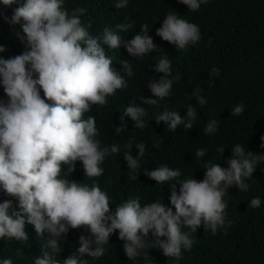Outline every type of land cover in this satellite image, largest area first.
<instances>
[{
	"label": "clouds",
	"instance_id": "clouds-1",
	"mask_svg": "<svg viewBox=\"0 0 264 264\" xmlns=\"http://www.w3.org/2000/svg\"><path fill=\"white\" fill-rule=\"evenodd\" d=\"M178 2L195 12L207 0ZM14 3L17 0H0L4 6ZM127 3L128 0H115L114 5L123 9ZM86 12L85 8H77L70 14L64 8V0H23L8 20L10 24L21 25L25 51L8 59L0 57V86L8 98L7 102L0 100V188L19 202V211L13 208L11 200L0 202V238L28 240L25 232L28 223L34 226L38 236L48 232L52 237L46 240L34 264H87L81 257L103 256L110 235L119 230V238L126 241L123 247L128 259H135L141 251L147 255L148 248H158L165 257L179 261L183 258L182 250H190L194 243L191 233L203 227L215 235L218 228L225 226L228 205L223 197L227 189L236 186L248 190L249 185L244 181L253 178L256 161L264 160V155L246 153L237 144L231 149L227 168L210 164L199 181L193 177L178 179L180 170L166 164L146 170L144 174L157 184L175 181L169 183L168 197L175 211L160 201L142 206L136 198L116 206L113 212L108 194L98 184L89 186L62 178V173L68 175L75 170L77 161L82 163L87 178L99 177L103 175L101 165L106 156L121 151L115 144L101 148L96 139L99 131L95 117L84 118L92 106L106 105L109 96L126 87L125 76L133 75L127 60L121 61L122 68L117 70L102 45L108 49L123 45L131 57H142L157 47L146 24L127 41L118 33L128 31L132 27L129 23L117 24L115 30L105 27L102 37H93L80 19ZM156 35L176 50H187L201 39L199 27L175 11L165 16ZM4 51L0 46V53ZM154 70L163 75L147 86L155 97L163 100L170 96L173 85V79L169 78L171 61L166 56L155 60ZM211 72L219 75L217 68ZM179 78V75L175 77ZM201 91L197 88L191 97L205 106L207 101L200 95ZM142 102L155 105L158 100L142 97ZM243 111L244 105L238 104L232 108L231 115ZM121 112L119 120L125 125V117L131 119L135 128L149 125L142 106L130 105ZM196 116L197 110L188 105L185 119L178 111L168 110L154 118L157 125L163 122L174 131L182 123L191 129ZM216 128L217 121L211 120L204 133H213ZM121 131L123 125L115 128L116 133ZM136 147L137 156L131 151L124 155L131 172L140 168L139 160L146 151L143 142ZM125 148H132V144H126ZM224 150L217 149L221 154ZM205 155L204 149L195 152L198 158ZM62 165L67 166L66 173ZM134 178L138 180L137 175ZM260 205L261 200L256 197L249 206ZM69 228H85L90 238L81 235L80 247L61 262L56 258L61 252L56 238L65 236ZM0 264L13 262L5 258Z\"/></svg>",
	"mask_w": 264,
	"mask_h": 264
},
{
	"label": "trees",
	"instance_id": "trees-1",
	"mask_svg": "<svg viewBox=\"0 0 264 264\" xmlns=\"http://www.w3.org/2000/svg\"><path fill=\"white\" fill-rule=\"evenodd\" d=\"M114 2L64 0V8L70 14L77 8L87 9L80 19L93 37H102L105 27L115 30L117 24L129 23L132 27L128 31L118 33L127 41L146 24L157 47L142 57H131L123 45L119 49L102 45L117 70L122 68L120 62L127 60L132 65L133 75L125 76L126 87L109 96L106 105L92 106L84 118L95 117L99 131L96 139L101 148L115 144L121 151L106 156L101 165L104 172L99 177L87 178L82 163L77 161L75 170L68 175L62 173V178L89 186L98 184L108 194L113 212L116 206L136 198L142 206L160 201L173 207L168 199L169 183L175 181L157 184L144 174L146 170L166 164L180 170L178 179L193 177L199 181L210 164L218 163L227 168L231 149L237 144L243 146L246 153L264 155V0H207L195 12L178 0H128L123 9H116ZM22 3L23 0H17L11 6L0 4V46L5 49L0 57L4 59L25 51L21 25L8 22L14 9ZM174 11L200 29V41L189 45L187 50H176L174 45L156 35L165 16ZM165 56L171 61L169 78L173 79V85L170 96L159 100L147 85L163 75L154 69L155 60ZM213 68L219 69V75L211 72ZM177 75L179 80L175 79ZM197 88L207 101L205 106L191 97ZM142 97L158 102L147 105ZM7 99L0 86V100L7 102ZM238 104L244 105V111L232 116V108ZM130 105L145 108L148 126L138 129L128 117H125L126 125L119 120L121 111ZM188 105L197 110L191 129L182 123L170 131L163 122L156 124L154 117L164 110L178 111L185 119ZM211 120L217 121L216 131L205 134L204 128ZM121 125L123 131L116 133L115 128ZM141 142L146 144V151L139 160L140 168L131 172L124 155L131 151L137 156L136 144ZM129 143L132 148H125ZM221 147L225 149L223 154L217 151ZM199 149L206 150L205 157L195 156ZM62 167L66 173L67 166ZM256 168L253 178L244 181L249 185L248 190L242 191L236 186L227 189L223 197L228 205L225 226L218 228L215 235L203 227L191 233L194 243L190 250H182L181 260L165 257L158 248H148L147 255L141 251L135 259H128L123 247L126 241L119 238V230L110 235L103 256L92 258L85 254L81 259L87 260V264H264V160H257ZM136 175L138 180L134 178ZM256 197L260 198L261 205L252 208L250 201ZM6 200H11L13 208L19 211L18 200L0 188V202ZM25 232L28 240L0 238V261L8 258L13 264H34L41 256L42 246L52 238L51 234L45 232L38 236L34 226L28 223ZM81 235L90 238L85 228H69L65 236L57 237L61 252L56 258L62 262L72 255L80 247ZM148 239H153L151 233Z\"/></svg>",
	"mask_w": 264,
	"mask_h": 264
}]
</instances>
